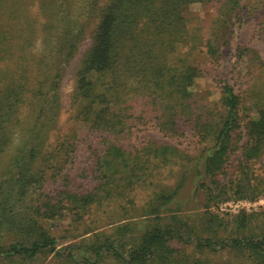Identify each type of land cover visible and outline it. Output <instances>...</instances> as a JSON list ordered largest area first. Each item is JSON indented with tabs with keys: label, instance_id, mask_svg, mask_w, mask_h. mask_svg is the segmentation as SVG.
Returning <instances> with one entry per match:
<instances>
[{
	"label": "trees",
	"instance_id": "1",
	"mask_svg": "<svg viewBox=\"0 0 264 264\" xmlns=\"http://www.w3.org/2000/svg\"><path fill=\"white\" fill-rule=\"evenodd\" d=\"M220 2L231 13L241 4L0 0V264H264V229L255 230L253 215L217 210L233 196L264 192L249 164L264 153V110L247 114L227 81L218 99L198 90L203 69L193 56L198 42L188 9ZM208 46L216 57V46ZM75 61L70 120L109 141L94 162L103 181L86 192L70 186L66 169L76 148L61 122V85ZM150 121L166 135L191 132L212 146L175 186H154L147 205L134 208L128 220L107 231L87 228L83 239L60 246L53 227L65 211L85 219L137 184L152 186L162 166L192 163L193 156L173 145L151 142L127 153L110 141ZM239 149L237 176L226 181L228 161ZM200 173L203 208L184 211L176 199L188 174ZM62 177V186L47 189Z\"/></svg>",
	"mask_w": 264,
	"mask_h": 264
},
{
	"label": "rangeland",
	"instance_id": "2",
	"mask_svg": "<svg viewBox=\"0 0 264 264\" xmlns=\"http://www.w3.org/2000/svg\"><path fill=\"white\" fill-rule=\"evenodd\" d=\"M240 6L235 13L225 11L222 3H195L188 9L189 25L196 37L197 48L193 56L203 69V76L197 80L200 96L218 99L221 96V85L224 81L230 83L236 92L241 94L244 111L247 114L258 115L264 110V0H240ZM216 46L217 55L211 56L208 43ZM89 45L86 40L80 50L78 59ZM243 50L249 55L242 53ZM258 54H256L255 52ZM76 59V61L78 60ZM76 61L66 70L61 85L63 98L62 126L65 134H71L75 144V159L66 171L73 190L86 192L93 190L103 181L98 179L95 171V160L101 157L107 147L106 134H92L83 124L73 123L70 118L73 113L71 107V92L74 85L73 69ZM126 149L127 153L142 150L151 142L159 145H173L193 156L192 163L185 166L167 164L162 166L151 177L152 186L141 187L138 184L126 198L109 201L107 204L94 208L93 213L85 219L76 220V216L65 211L64 219L58 217L53 231L60 240V246L83 239L87 228L107 231L114 225L128 220L133 215L134 208L146 206L154 194L156 187L161 184L175 186L184 175L191 170V165L199 164L201 154L212 146L209 141L200 142L197 135L187 132L184 136L166 135L154 121L145 125L135 126L125 139L110 138ZM243 142V139L240 141ZM241 149L233 152L228 164L226 181L237 176V165L241 157ZM174 163V162H173ZM251 164L255 180H264V153ZM201 172L203 167L201 166ZM63 177L58 183L48 182V190L59 188L63 184ZM202 174L186 178L176 199L181 202L184 211L192 213L203 208L201 191ZM256 196V197H254ZM249 197L233 196L218 204L217 210L225 215L238 214L245 211L253 215V227L256 231L264 229V192ZM177 201L172 208L178 206ZM135 214V213H134ZM98 218V221L92 220ZM114 221V222H113ZM112 222V223H110ZM39 264H44L40 261Z\"/></svg>",
	"mask_w": 264,
	"mask_h": 264
}]
</instances>
